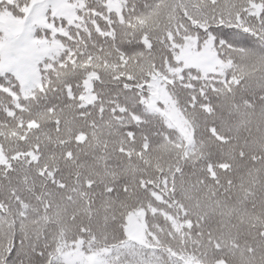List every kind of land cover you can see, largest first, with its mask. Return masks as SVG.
Masks as SVG:
<instances>
[{
    "label": "snow or ice",
    "instance_id": "1",
    "mask_svg": "<svg viewBox=\"0 0 264 264\" xmlns=\"http://www.w3.org/2000/svg\"><path fill=\"white\" fill-rule=\"evenodd\" d=\"M0 264H264V0H0Z\"/></svg>",
    "mask_w": 264,
    "mask_h": 264
}]
</instances>
